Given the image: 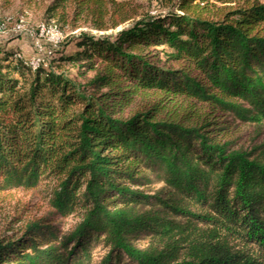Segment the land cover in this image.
<instances>
[{"label":"trees","instance_id":"16d2710c","mask_svg":"<svg viewBox=\"0 0 264 264\" xmlns=\"http://www.w3.org/2000/svg\"><path fill=\"white\" fill-rule=\"evenodd\" d=\"M156 2L46 69L0 47V203L50 210L0 236V264H264V139L239 134L264 128V3ZM130 7L50 0L44 17L107 32Z\"/></svg>","mask_w":264,"mask_h":264},{"label":"rangeland","instance_id":"374dc122","mask_svg":"<svg viewBox=\"0 0 264 264\" xmlns=\"http://www.w3.org/2000/svg\"><path fill=\"white\" fill-rule=\"evenodd\" d=\"M130 3V8L137 13V16L119 26L116 30H109L107 32H97L92 29L90 25L80 23L78 28L71 25L60 29L63 32L64 40L62 45L58 48L63 54H73L76 50L74 40L80 33H91L96 35H111L134 20L139 19L145 15H154L159 12V7L156 0H118ZM264 3V0H261ZM50 4V0H0V19L6 31L22 20L26 25L35 27L46 21L44 17V10ZM10 33L0 35V47L9 45L8 47L19 48L23 44L29 49V53H25L24 58H30L33 55V49L30 43L22 37L15 39ZM13 38V40H11ZM47 51L48 46H45ZM21 51V49H20ZM54 53V50L52 51ZM67 72L74 76V69L69 68ZM243 144L247 145L252 139L261 141L264 139V128L254 126H245L240 128ZM47 203L36 192H22L17 191L12 193L8 199L0 203V236H11L13 232L19 227L23 226L25 222L32 219L46 217L49 213ZM76 220L67 219L62 221L61 229L63 231L70 230Z\"/></svg>","mask_w":264,"mask_h":264},{"label":"built area","instance_id":"2783aa9c","mask_svg":"<svg viewBox=\"0 0 264 264\" xmlns=\"http://www.w3.org/2000/svg\"><path fill=\"white\" fill-rule=\"evenodd\" d=\"M7 33L16 37H22L30 43L34 51L33 55L28 59L23 58L31 70H37L41 67L48 68L49 61L53 56L52 51L58 49L64 40L63 32L54 22H44L32 27L19 20L9 31H6L0 19V35ZM45 46H48L50 51H47ZM19 56L22 57V55Z\"/></svg>","mask_w":264,"mask_h":264},{"label":"crops","instance_id":"0c3cea01","mask_svg":"<svg viewBox=\"0 0 264 264\" xmlns=\"http://www.w3.org/2000/svg\"><path fill=\"white\" fill-rule=\"evenodd\" d=\"M19 48L21 49L23 56L25 55V53H29V49L26 48L25 46H23V44L21 46H19Z\"/></svg>","mask_w":264,"mask_h":264}]
</instances>
